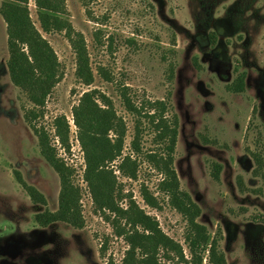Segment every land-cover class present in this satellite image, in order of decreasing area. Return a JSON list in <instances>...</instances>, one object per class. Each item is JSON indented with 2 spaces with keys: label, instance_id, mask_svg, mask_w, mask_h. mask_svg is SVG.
<instances>
[{
  "label": "rangeland",
  "instance_id": "1",
  "mask_svg": "<svg viewBox=\"0 0 264 264\" xmlns=\"http://www.w3.org/2000/svg\"><path fill=\"white\" fill-rule=\"evenodd\" d=\"M65 5L73 28L83 35L93 80L85 85L76 78L67 37L62 31L42 32L34 0H28L30 18L53 48L62 73L43 116L32 124L44 129L56 156L71 168L83 225L35 221L44 210L57 209L60 180L24 118L32 103L9 78L0 15V264H106L108 258L122 264L127 244L95 210L83 179L71 111L89 89L106 95L125 122L121 157L130 155L137 165L136 178H128L116 168L121 157L113 161L123 197L119 205L131 196L190 258L185 220L158 190L162 175L147 157L158 149L152 118L144 116L147 102L163 101L164 117L177 121L173 167L180 188L200 208L197 221L211 235L220 231L218 247L226 264H264V0H65ZM241 74L243 88L233 90ZM122 93L143 112L139 121L126 109ZM61 115L69 124L68 150L53 126ZM136 125L138 152L130 143ZM15 172L46 204L30 199ZM141 186L157 198V207L145 203ZM157 257L160 264L177 262L161 252Z\"/></svg>",
  "mask_w": 264,
  "mask_h": 264
},
{
  "label": "trees",
  "instance_id": "2",
  "mask_svg": "<svg viewBox=\"0 0 264 264\" xmlns=\"http://www.w3.org/2000/svg\"><path fill=\"white\" fill-rule=\"evenodd\" d=\"M39 27L42 32L62 31L70 42L75 54V75L85 85H90L93 73L89 65L85 41L81 32L76 31L69 18L65 0H34ZM0 15L6 24V45L8 59L7 71L11 82L19 87L32 103L25 110V120L32 124L43 116L46 99L62 73L57 56L36 28L30 18L28 0H1ZM244 74L237 77L233 90H242ZM126 109L136 116L143 112L122 93ZM148 116L153 124L158 149L147 153L148 160L162 175L158 190L166 195L167 202L185 220L184 242L190 258H185L182 246L168 236L159 226L157 219L148 214L128 196L125 206L118 203L121 197L120 183L113 170V161L120 158L124 146L126 125L113 108L110 99L96 89L81 93L78 102L72 106V117L77 127L85 168L83 179L88 187L96 211L104 214L110 222L113 233L121 236L127 244L122 264H160L157 255L161 252L166 259L176 258V264H226L224 253L219 249V230L211 235L208 229L197 221L199 206L190 195L182 190L173 167V152L176 143L177 121L164 117L163 101H148ZM153 110V113H148ZM157 112V113H156ZM55 134L68 150L69 124L65 116L53 119ZM37 135L40 153L48 164L57 172L60 180L58 206L55 211L44 210L35 215V221L46 226L55 221L65 222L74 227H82L83 218L79 203L80 192L71 179V168L56 156V150L49 142L42 127L32 124ZM131 140L132 150L138 152L140 126ZM122 176L136 178L137 165L130 155L121 157L116 165ZM17 182L23 187L30 199L46 204L44 196L33 186L26 184L15 172ZM141 195L145 203L155 208L157 198L146 186H141ZM105 246V245H104ZM101 247V252L104 251ZM206 253V262L203 263ZM108 258L106 264H112Z\"/></svg>",
  "mask_w": 264,
  "mask_h": 264
}]
</instances>
